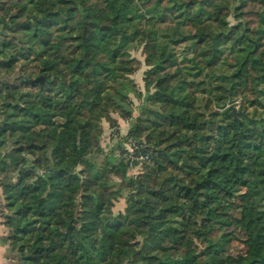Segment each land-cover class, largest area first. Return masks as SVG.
Segmentation results:
<instances>
[{"label": "trees", "instance_id": "16d2710c", "mask_svg": "<svg viewBox=\"0 0 264 264\" xmlns=\"http://www.w3.org/2000/svg\"><path fill=\"white\" fill-rule=\"evenodd\" d=\"M237 99L255 111L235 117ZM262 107L264 0H0V209L16 264H264ZM112 115L150 156L136 175L113 150L99 160L104 121L120 136Z\"/></svg>", "mask_w": 264, "mask_h": 264}, {"label": "rangeland", "instance_id": "374dc122", "mask_svg": "<svg viewBox=\"0 0 264 264\" xmlns=\"http://www.w3.org/2000/svg\"><path fill=\"white\" fill-rule=\"evenodd\" d=\"M222 3L227 5L229 3V1H223ZM258 10H259V8L257 5L250 4L248 9H247V11H248L247 17H245L244 19L252 21V23L255 25L256 17L254 16V13H256ZM132 47H133V49L130 51L132 58L135 59L136 61L137 60L140 61L142 65H140L139 71L133 73L130 76V78L132 80H135L139 90L146 93L145 77L148 75V73L150 72V69H151L150 66L146 65V62H145V60H146L145 50L147 47L145 46V44H142V45L134 44ZM134 66H136V64H134ZM131 99H132L131 104H129V105L124 104V105L127 106L128 110L132 111L134 117H137L140 115V112L142 110V106L144 105V99L140 100L134 94L131 95ZM233 105L238 112L246 113V111H247L248 113H253L255 111V109H253V108H249V110H248L247 105L244 104L241 99H237ZM230 106H232V105H228V107H230ZM261 114L264 115V107H262ZM112 116L119 120V124L121 123L120 124V136L119 137H121L122 139H125V142L122 144L121 148H117L116 144L120 138L119 137L116 138V136L114 135V130L110 127V124L108 122L104 121V136H103V140H102V147H104V146H106V147L104 148L105 153H103L102 157H100V159H99L100 161H102L103 156H106L111 150L114 151L115 157L120 159L117 156V154H121L124 151V149L129 150V146H128L129 142L138 143L136 140L128 137L129 132L132 128V121L131 120H125L124 118H121L118 115H112ZM108 132H109V136L107 135ZM141 149H142V146H141ZM123 154H124V152H123ZM91 159H94V157L93 156L89 157V160H91ZM122 159H124V158H122ZM127 160L129 161L130 167L134 168V170L130 171L129 175H131V176L136 175L135 170H137L138 168L135 167V163L132 164L129 159H127ZM100 161H98V164L101 165ZM79 170H81V169L79 168ZM116 181H118V183H119V180H116ZM128 193H129V190H126V189L123 190L122 191L123 196L118 201L115 202L114 207L112 208L113 212L115 214L123 213L126 210ZM229 229L231 231L234 230V225L232 227H230ZM235 232L237 234H239L238 230H235ZM236 248L242 249V251L245 249V247L243 246L242 243H240V242L235 243L234 242L232 245V249H231V250H233L232 251L233 254L236 253V251H237Z\"/></svg>", "mask_w": 264, "mask_h": 264}, {"label": "crops", "instance_id": "0c3cea01", "mask_svg": "<svg viewBox=\"0 0 264 264\" xmlns=\"http://www.w3.org/2000/svg\"><path fill=\"white\" fill-rule=\"evenodd\" d=\"M121 124V123H120ZM109 136V132L107 133ZM106 146H104L105 148ZM0 199H3L2 190L0 188ZM8 235V228L4 225V219L0 209V264H16V260L12 253V250L7 244L5 238Z\"/></svg>", "mask_w": 264, "mask_h": 264}, {"label": "built area", "instance_id": "2783aa9c", "mask_svg": "<svg viewBox=\"0 0 264 264\" xmlns=\"http://www.w3.org/2000/svg\"><path fill=\"white\" fill-rule=\"evenodd\" d=\"M128 146L129 150L124 149V154L123 152L121 154H117L120 159H129L132 164L150 160L149 154L142 152L141 146L138 143L129 142Z\"/></svg>", "mask_w": 264, "mask_h": 264}, {"label": "water", "instance_id": "95a60500", "mask_svg": "<svg viewBox=\"0 0 264 264\" xmlns=\"http://www.w3.org/2000/svg\"><path fill=\"white\" fill-rule=\"evenodd\" d=\"M40 81V79L37 80V82ZM232 115H234L235 117H237L238 115H242L245 116L244 113L242 112H238L236 109H233Z\"/></svg>", "mask_w": 264, "mask_h": 264}]
</instances>
